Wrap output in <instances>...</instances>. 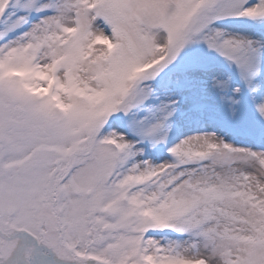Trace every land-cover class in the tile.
Listing matches in <instances>:
<instances>
[{"label": "snow or ice", "instance_id": "6c2138e0", "mask_svg": "<svg viewBox=\"0 0 264 264\" xmlns=\"http://www.w3.org/2000/svg\"><path fill=\"white\" fill-rule=\"evenodd\" d=\"M0 264H264V0H0Z\"/></svg>", "mask_w": 264, "mask_h": 264}]
</instances>
